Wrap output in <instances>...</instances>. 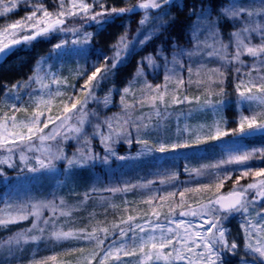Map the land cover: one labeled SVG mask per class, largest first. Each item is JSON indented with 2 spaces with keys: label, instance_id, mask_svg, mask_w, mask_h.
Listing matches in <instances>:
<instances>
[{
  "label": "snow or ice",
  "instance_id": "obj_1",
  "mask_svg": "<svg viewBox=\"0 0 264 264\" xmlns=\"http://www.w3.org/2000/svg\"><path fill=\"white\" fill-rule=\"evenodd\" d=\"M19 2L0 0V15L11 13ZM105 4L106 0H59V10L51 12L40 0L27 16L0 30V55L30 47L53 33L59 35L23 83L0 85V166L16 173L9 177L0 167V184L10 189L0 193V229L9 230L10 225L31 219V227L0 239V249L17 259L16 253L25 245L43 240L50 231L57 241L96 242L92 249H72L79 254L76 264H135L132 258L136 257L138 264H225L227 255H239V244L235 238L229 241L226 227L230 218L238 216L244 242L238 264H264V167L249 163H264V144L249 149L244 143L264 138V0H229L215 18L203 4L193 5L189 11V18L195 17L190 26L191 47L166 38L137 61L135 75L122 90L116 87L119 70L174 19L169 17L172 7L186 5L176 0H124L126 6L108 9ZM141 11L131 38L125 27L111 45V55L95 52L93 42L100 30L117 18ZM229 22L233 31L225 39L221 29ZM66 58L77 65L72 70L74 78L72 72L65 75V64L56 63ZM146 69L152 78L138 79L147 77ZM229 74L237 106L249 104V114L241 112L231 128L220 117L229 95L225 88ZM193 84L197 90L205 89L202 95L190 94ZM105 89L101 98L99 93ZM114 95L119 96L120 113L106 116L99 106L107 108ZM53 101H59L55 112ZM136 111L139 117H134ZM208 111L220 117L214 125L193 128L187 123L192 113ZM172 117L177 122L174 135L168 134L167 127ZM86 125L92 126L91 134L85 131ZM97 138L102 154L92 147ZM69 141L77 144L71 155L64 147ZM118 143L129 148L135 144L138 149L135 155H122L116 150ZM209 148L219 151L209 155ZM144 157L170 166L138 175L135 183L123 172L113 173L107 181L97 176L84 193L85 201H104L141 190V203L148 206L141 216L128 215L118 224L91 231L87 227L66 231L67 222L58 227L60 218L71 215L60 191L74 173L97 165L111 169L113 161L124 167V162ZM205 159L213 162L194 166ZM181 161L186 181L179 180ZM58 162L65 164L63 180ZM45 175L55 179L53 189L44 199H34L27 186ZM202 177L208 182L203 183ZM245 178L251 182L241 183ZM229 181L232 187L224 190ZM33 264L71 262L50 255L33 259Z\"/></svg>",
  "mask_w": 264,
  "mask_h": 264
},
{
  "label": "rangeland",
  "instance_id": "obj_2",
  "mask_svg": "<svg viewBox=\"0 0 264 264\" xmlns=\"http://www.w3.org/2000/svg\"><path fill=\"white\" fill-rule=\"evenodd\" d=\"M118 0H106V4L110 5L113 2H116ZM223 2H225L226 4L229 3V0H222ZM40 0H28L27 3L24 2V0H20V2L18 3V6L22 3V5L20 7H17L18 9H14L11 13H8L6 16H4L3 19H0V30H2V28L4 26H6L7 24L13 23L16 20H20L22 18H24L25 16H27L31 11H32V5L39 3ZM88 2H91V0H88ZM176 2H181V0H176ZM45 3V7L48 8L49 11L51 12H55L59 10V0H44ZM16 10V11H15ZM96 10L99 11L100 8L97 6ZM143 15L142 11L139 12L137 18H135V21L137 20V27H138V20L140 19V17ZM171 16V13L169 12V17ZM133 18L131 17H123L118 19V21L114 20L112 23L106 25L102 30L99 31V34L95 36V40L93 42L94 45V50L95 52L99 53V52H103L106 55H111V45L114 44L116 42V40L118 39V37L124 33L125 31V27H127L129 29L128 35L129 38H131L135 32L131 31L133 30V25L132 23H134V21L132 20ZM72 23H75L74 21ZM193 23L189 24L188 28H187V34L189 35V40H190V32H191V28L190 26ZM121 25H123L124 27H122ZM71 26V24H70ZM78 26V25H76ZM231 26V24H230ZM137 29V28H136ZM89 31H92V28L88 29ZM162 31V30H161ZM233 31V28L230 27V31L229 33ZM227 33V36L228 34ZM227 36H225V39H227ZM203 38V37H201ZM59 41V35L56 33L51 34L49 37L47 38H39L37 41L33 42L32 45L30 47H25V46H20L17 49H15L13 52L8 53L3 55L0 58V85H4L7 84L8 86H11L12 84H15L17 82L23 83L28 76H30L32 74V69L35 66V63L37 60H39L40 57L42 56H46L49 51L51 50L52 46L57 43ZM150 42V41H149ZM161 43L159 42L156 46H159ZM168 46V45H167ZM182 47H191L190 44L184 43L183 45H180ZM170 48V47H169ZM144 49V48H143ZM142 50H138L135 57H138V60L145 55H148L149 53L141 52ZM68 61H72L70 59H65ZM64 60V61H65ZM137 60V61H138ZM136 61V64H137ZM74 64L75 62L72 61ZM248 63H250L251 61H247ZM52 63V62H50ZM57 64L63 63V61H58L56 62ZM136 69V68H135ZM135 69L133 70V72L131 71L130 75H127V77L129 79H131L134 75H135ZM146 73H148L147 77L148 79H151V73L149 72L148 69H146ZM66 75V73H65ZM128 78L124 77L123 73L120 71L117 73L116 76V80H117V84L116 87L120 88L122 90V88L124 86H126L127 81L129 80ZM146 77H139L138 79H144ZM197 79V77L194 75L193 76V80L195 81ZM155 82H160L159 79H157ZM82 83V81H81ZM233 83L231 84H227V82L225 81V88L226 91L229 93L228 96L225 97L226 103L224 105V107L222 108L220 115H224L225 116V120L228 121V127H235L236 126V121H238V117L241 114V112H243L244 114H249V104L245 103L242 106H237L236 103V92H235V88L233 87ZM109 87H111V85H109ZM192 90H197V87L195 84H193L192 86ZM198 91L200 92H204L205 89L204 88H199ZM217 91H219V89H217ZM107 93V89H105L104 91L100 92L99 95L102 98L105 94ZM113 103H111L107 108L101 104L99 106V110L102 111L104 113V115L106 116H112L114 113L119 114L120 113V107H119V96L118 95H114L112 97ZM130 103V101H128ZM59 103V101H53V105H52V111L55 112L57 111L56 105ZM253 104H255V102H252ZM93 107H95V105H93ZM145 111H147V109H145ZM212 118L214 119V121L216 122V115H213V113H210ZM19 115H23V114H19ZM134 117H139L140 116V112L137 111L133 113ZM174 118V117H173ZM85 131L89 134L92 133L93 128L91 125H86L85 126ZM175 134V133H174ZM173 134V135H174ZM244 143L249 147V149H251L252 147H259L262 144H264V138H260V137H254V138H250L246 141H244ZM65 151L67 154L71 155L73 153L76 152L77 150V144L75 141H69L65 144ZM92 147L95 151L100 152L101 154L103 153V147L99 141V139H95L92 141ZM138 149V146L133 144L131 146V148H129V146L125 143H118L116 145V150L120 153V154H127L129 152H131L132 155H135L136 151ZM209 150V153H213V152H218L219 149H212ZM214 150V151H212ZM211 153V154H212ZM209 154V155H211ZM207 160V159H205ZM136 162H140L143 165V169L142 171H138L134 170L135 166L134 164ZM210 162H213L212 160ZM183 165V161L180 162ZM200 163L203 162H198L196 167L200 166ZM251 165L255 166H262L264 167V163H261L260 161L257 160H253L249 162ZM125 166L121 167V162L119 161H113L112 162V166L111 169H107V168H103L102 166L97 165V167L95 169L97 170H106L107 172V176L106 178H104L105 181H107L109 179V177L115 173L118 172L119 174L121 172H123L125 174L126 178H130L132 180L133 183L136 182V177L139 176H145L149 171L151 170H155L158 167H169L170 164L169 162H164L162 165L158 164L156 161L152 160L151 158H140L139 160H130L127 162H124ZM58 169H59V177L62 180L63 178V170L65 167L64 162H58ZM116 174V173H115ZM238 174V173H237ZM8 176V175H7ZM15 175L9 176V177H14ZM148 179H153L152 176H148ZM41 179H47V185L52 186V180L53 177L52 176H42L40 178ZM202 179V178H200ZM234 179V177H233ZM39 180V181H40ZM50 180V181H49ZM94 180V177H93ZM180 181H186L188 180V176L183 175V178L179 179ZM39 181L35 182V185L37 186ZM251 182V178H245L243 180H241V183H248ZM94 183V182H93ZM1 185V193H4L6 191H9L10 189L5 186V185ZM93 185V184H92ZM28 188L31 189V195L33 196L34 199L40 200V199H44V194L40 195L37 194L36 192H38L39 190H36L35 188L31 187V184H29L27 186ZM232 187V182L229 181L226 183L225 189H230ZM53 189V188H52ZM52 189L50 191H47L46 193H49L52 191ZM171 190V189H169ZM127 195H132L130 196L129 202H131L130 204L126 205L125 203H123L121 205L120 208V212L117 213V215H115L114 217H122V218H127L128 215H133V216H141L143 214V211L148 210V206L141 203L142 199L144 198V196H142L141 194V190H136L135 192L132 193H127ZM123 194H118V196L112 197L108 200H100L99 198H96V202L94 203V206L96 207V211H98L100 214L105 212V210H102V207H111V206H119L117 204H120L119 201V197H122ZM175 199H179L178 195L177 197H175ZM68 207L65 209L66 211H68L69 209L71 210V215L72 213H74V211L76 209H80L82 204H80L79 202L76 203H71V204H67ZM166 211V206L165 209ZM49 213L47 210L44 211V215L47 216ZM70 215V216H71ZM80 217V216H79ZM63 219V218H61ZM61 224L58 225V227ZM226 227L227 229L230 231V237H229V241L231 242L232 238H235L239 244V255H227L225 257V264H238V261L240 260L241 256L243 255V250H244V242H243V234L242 231L240 229V219L238 216H233L232 218H230L227 223H226ZM64 230H69L68 228H65ZM34 234V233H33ZM36 235V234H34ZM96 245H93L91 247H88L89 249L95 248ZM0 252L2 253L0 256L3 257L4 259H12V257H10L8 255V252L6 249H0ZM127 258V257H125ZM133 260H137V262L139 261V257L133 258ZM138 264V263H137Z\"/></svg>",
  "mask_w": 264,
  "mask_h": 264
},
{
  "label": "trees",
  "instance_id": "obj_3",
  "mask_svg": "<svg viewBox=\"0 0 264 264\" xmlns=\"http://www.w3.org/2000/svg\"><path fill=\"white\" fill-rule=\"evenodd\" d=\"M135 2V0H134ZM237 2H240V0H237ZM178 5H186L185 7H177L174 6L171 8L170 17H174V19L170 20L168 26L165 29H162L161 33L158 35V37H153V39L144 47V49L141 52L151 53L155 45H157L159 42L161 43L163 40L167 38L169 42L172 40H175L179 45H183L184 43L189 44V35L187 34V28L188 25L193 23L195 17L189 18V11L195 5L197 8L201 6V4L204 5L205 8H207L211 14L212 17L215 18L216 15L221 11V8L226 6L227 4L223 2L222 0H181V2H176ZM22 3L18 6L20 7ZM126 6L124 4V0H118L116 2H113L112 4L108 5L105 4V7L110 9L111 7H121ZM21 8V7H20ZM18 8H16L17 10ZM15 10V11H16ZM139 14V13H138ZM138 14L130 16L132 17L134 23H132L133 30L136 31L137 28V20L135 21V18H137ZM7 15V14H6ZM6 15H0V19H3ZM129 17V16H124ZM117 18L115 19L118 21ZM230 22L227 24H224L222 27V32L224 36H227V33L230 31ZM170 47V43L168 45ZM136 53L132 55L131 62L126 65V67H122L119 71L122 72L124 77L128 78L127 75L131 74V71L136 68L137 64L136 61L138 60V57H135ZM250 58L247 60L249 61ZM63 64L66 65V75L69 72H72L74 68L77 67L76 64H74L72 61L65 60L63 61ZM215 66V65H210ZM73 78L75 77V73L72 72ZM148 78V77H146ZM129 79V78H128ZM227 84H231V74H229V78L226 79ZM235 88V86L233 85ZM191 95H202L203 93L198 90H191ZM131 96V93L129 94ZM130 103L131 100L129 99ZM255 105V104H253ZM256 110L259 111L260 108L256 107ZM137 113V111H136ZM211 112H194L192 115L188 118L187 123L191 125L193 128H199L201 126H209L214 125L215 121L212 118ZM214 115V114H213ZM223 119H225L224 115H220ZM220 117L216 116V120ZM239 119V117H238ZM176 118L172 117L171 122L167 125L168 127V134L173 135L176 132ZM184 126V121L181 120L180 127ZM209 150H211L209 148ZM214 151V150H212ZM212 153V152H211ZM209 153V154H211ZM0 155H3L0 153ZM211 160H201L199 162L203 163H209ZM143 165L140 162H136L134 164L135 169L138 171H142ZM197 166V163L194 165ZM5 169L6 175L12 176L16 175V173L10 169H7V166H0ZM175 170V169H173ZM116 175H119L118 172H115ZM139 173V172H138ZM183 175H186L183 172V165L180 163V175L179 179L183 178ZM101 177L106 178L107 172L106 170H97V169H82L78 172L74 173L70 181L67 183L65 187L62 188L60 191V195L63 196V198L66 201V204H73L76 202H79L82 204L80 209H76L74 213L70 217L67 218H60V224L65 225L67 222V226L65 228L72 229V230H78L87 227L89 231L92 230L93 227L99 226L101 228L103 227H110L112 224H118L122 217H114L117 215V213L120 212L121 205L124 203V201H129L130 196L123 194L122 197H119L120 204H117L119 206H111V207H102V210H105L103 213H99L96 211V207L94 206V203L96 202V198L91 200H84V193L90 191L92 184L95 180V177ZM94 177V180H93ZM2 179V178H0ZM53 185H47L48 180L47 179H41L38 183V185H35V182L31 183V187L35 188L36 190H39L36 192L37 194L43 195L46 194L47 191H50L54 184L55 179H51ZM63 180V178H62ZM50 181V180H49ZM201 181L203 183H207L208 179L207 177H202ZM195 186V185H192ZM0 193H1V185H0ZM50 198V197H49ZM117 198V197H115ZM189 203H192L190 200ZM80 216V217H79ZM125 219V218H123ZM31 227V219L29 221H23L19 224L10 225L9 230L0 229V239H6L7 236L12 235L15 232H19L25 228ZM36 235H39V232L34 233ZM45 238L41 241L36 242H30L28 245H25L24 249L16 253L17 259H4L0 256V264H33V259L35 260H41L47 256L50 255H57L59 260L64 261H70L71 264H76V261L79 257V254L76 252H73V248H84L88 250V247H91L93 245H96V242H85V241H78L74 239L70 240H63V241H57L54 238L50 237V231L45 232L44 234ZM101 238H103V234H101ZM38 247V251H37ZM69 253V255H63L64 253ZM2 253L0 252V255ZM129 259V258H125ZM133 259V258H132ZM135 264H137V260H134Z\"/></svg>",
  "mask_w": 264,
  "mask_h": 264
},
{
  "label": "water",
  "instance_id": "obj_4",
  "mask_svg": "<svg viewBox=\"0 0 264 264\" xmlns=\"http://www.w3.org/2000/svg\"><path fill=\"white\" fill-rule=\"evenodd\" d=\"M3 55H0V58L2 57Z\"/></svg>",
  "mask_w": 264,
  "mask_h": 264
}]
</instances>
